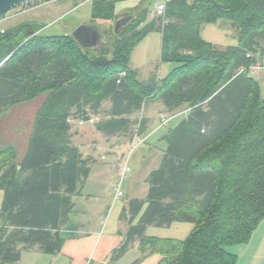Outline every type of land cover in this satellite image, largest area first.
I'll return each instance as SVG.
<instances>
[{"label": "trees", "instance_id": "trees-1", "mask_svg": "<svg viewBox=\"0 0 264 264\" xmlns=\"http://www.w3.org/2000/svg\"><path fill=\"white\" fill-rule=\"evenodd\" d=\"M127 1L149 0H93L91 21L113 22L116 4ZM139 6L123 32L103 33L109 47L99 52L70 36L40 35L33 22L0 32V128L17 108L42 100L30 127L0 135V264H16L23 252L60 253L72 197L94 163L72 145L71 122L100 117L97 132L131 139L137 125L144 133L147 120L135 117L151 103L186 116L166 131L145 199L123 207L128 228L112 257L137 242L143 257L158 255L161 264H237L228 248L246 245L264 220V104L248 76L264 61V0H168L163 16L148 21ZM212 24L231 29L237 45L203 41L202 28ZM153 33L159 63L174 67L162 81L154 73L140 81L131 52ZM173 223L192 230L182 241L144 235Z\"/></svg>", "mask_w": 264, "mask_h": 264}, {"label": "crops", "instance_id": "crops-1", "mask_svg": "<svg viewBox=\"0 0 264 264\" xmlns=\"http://www.w3.org/2000/svg\"><path fill=\"white\" fill-rule=\"evenodd\" d=\"M124 9L120 4H116L114 11L116 17L128 15L126 13L128 10ZM154 104L158 105L159 110L164 111L160 104ZM160 115L151 111L148 104V109L142 117L147 120V124L144 133L138 135L142 142L134 150L135 152L139 148L140 153L135 159L134 152L129 157V163L132 158L131 172L123 180V194L120 198L116 197V187L121 177V160L131 139L104 136L101 146L98 145L100 147H84L83 144L73 142L71 131L72 145L78 148L83 157L92 158L94 163L81 192L72 197V211L60 230L63 237L61 251L56 256L37 251L23 252L16 264H161L158 255L143 257L137 242L130 244L121 256L112 257V252L120 246L128 228L127 222L121 221L123 207L131 200L145 199L148 191L146 178L161 162L164 150L161 157H158L154 154V145L156 142L164 144L166 132L161 137L153 138L165 127L160 126ZM175 116L177 114L170 115L168 122ZM92 127L94 128L93 125ZM97 134L101 135L99 132ZM191 230V224L173 223L163 228L148 226L144 235L150 238L182 241ZM180 233L183 237H178ZM240 247L244 249L243 255L239 257L238 254H233L237 258V264H264V220L252 233L249 242Z\"/></svg>", "mask_w": 264, "mask_h": 264}, {"label": "rangeland", "instance_id": "rangeland-1", "mask_svg": "<svg viewBox=\"0 0 264 264\" xmlns=\"http://www.w3.org/2000/svg\"><path fill=\"white\" fill-rule=\"evenodd\" d=\"M162 0H149L145 5H138L137 1H127L118 3L128 10L126 13L132 15L133 17L137 14V8L140 9L147 7L149 13L147 15V21L151 20L154 13L155 6L160 3ZM5 19L0 21V30H8L9 28L27 22H33L40 25L42 28L39 31L40 35L43 36H70L71 28L77 27L81 24H88L94 26L99 32L100 37L104 40L101 46H99L95 52H99L104 47H109L108 35L107 33L110 30H113V22H92L91 21V4L87 3L80 6H75L72 1H62L59 3H50L39 8L33 9L30 12H27L22 15L13 16L12 11H8L4 14ZM201 39L207 43L213 44L218 47H233L237 45L235 35L233 32L227 29H221L218 24L206 25L202 28L200 33ZM26 41L21 43L24 44ZM160 53V38L159 34L153 33L143 39H141L132 49L130 66L132 69L137 71V78L140 81H145L150 74L154 73L157 76L159 81H162L166 78L172 71L173 65L168 63L160 64L158 61ZM252 81L258 85L259 93L264 97V71H258L250 76ZM41 99H37L27 105H23L20 108H17L14 111V114L10 118H6L5 121H2L0 128V135L4 138L9 134L7 128L12 127V131H21L22 123H26L30 127L34 115L41 103ZM151 111L160 114H167L165 111L159 110L158 105L154 103L149 104ZM108 105L105 103L102 105V110H106ZM148 109V104L142 108L141 112L136 115V119H139L141 116H144V112ZM169 117L170 115L167 114ZM186 116V112L183 110L177 111V116L171 119L164 128H161L160 131L153 138H158L162 136L164 132L172 128L175 124L181 121ZM96 119L100 117H94L89 122H71V131L73 133V142L75 144H83L84 147H100L102 140H104L103 134H97L96 130L92 127L96 122ZM8 121V126L7 125ZM3 125V126H2ZM17 126V129L15 127ZM14 128V129H13ZM10 132V133H11ZM24 139L19 142V152L20 154L24 151L25 140L27 133L23 134ZM124 140H121L123 142ZM113 142V141H112ZM100 145V146H98ZM154 154L161 157L162 151L165 149V143L156 142L155 143ZM141 147V146H140ZM143 148V147H142ZM140 153L139 148L134 152L133 156H138ZM132 163V158L130 160V167ZM159 166H157L158 168ZM3 194L0 191V206L2 202ZM176 226H187V225H176ZM189 226V225H188ZM157 230V229H156ZM166 230V229H164ZM169 232V231H163ZM182 233L178 234L181 235ZM177 235V234H176ZM244 249L242 247L228 248L230 254H238L241 257Z\"/></svg>", "mask_w": 264, "mask_h": 264}, {"label": "built area", "instance_id": "built-area-1", "mask_svg": "<svg viewBox=\"0 0 264 264\" xmlns=\"http://www.w3.org/2000/svg\"><path fill=\"white\" fill-rule=\"evenodd\" d=\"M66 0H23L22 2L18 3L16 6H14L11 10L13 13V16H18L25 14L27 12H30L33 9L39 8L41 6L50 4V3H59ZM72 1L75 6L84 5L87 3H92L93 0H67ZM168 0H162L160 3H158L155 6L154 14L155 16H163L166 8ZM5 17H0V21L4 20ZM2 33V30H0ZM258 71H264V61L256 60L253 65L249 68V74L250 77L252 74L258 72ZM123 75V74H122ZM142 118V116L139 118V120ZM169 117L165 114H161L159 116V122L160 126L164 127L165 124L168 122ZM138 126H136L134 133L132 135L131 141L129 146L126 148L125 154L122 156V169H121V177L120 182L116 187V197L120 198L122 196V184L123 180L126 178V176L131 172V167L129 165V157L134 152V150L137 148L138 145L141 144V139L138 136Z\"/></svg>", "mask_w": 264, "mask_h": 264}, {"label": "water", "instance_id": "water-1", "mask_svg": "<svg viewBox=\"0 0 264 264\" xmlns=\"http://www.w3.org/2000/svg\"><path fill=\"white\" fill-rule=\"evenodd\" d=\"M22 1L23 0H0V17ZM132 19V15L116 17L113 21L114 34L119 35L123 32L129 26ZM70 37L82 50L90 52H95L103 42L97 29L88 24H81L77 27H72ZM262 103L264 104V97L262 98Z\"/></svg>", "mask_w": 264, "mask_h": 264}]
</instances>
